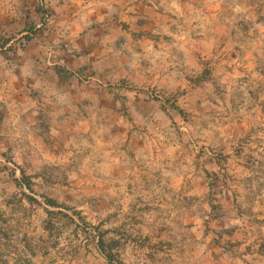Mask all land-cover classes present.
<instances>
[{"label":"crops","instance_id":"1","mask_svg":"<svg viewBox=\"0 0 264 264\" xmlns=\"http://www.w3.org/2000/svg\"><path fill=\"white\" fill-rule=\"evenodd\" d=\"M27 3L36 9L19 8L18 14L50 24L34 38L38 61L24 64L30 72L19 95L0 99V108L11 112L18 132L32 137L42 158L97 165L113 174L114 183H131V192L142 185L152 214L167 224L183 222L187 196H201L203 158L195 144L178 140L172 117L209 102L217 74L233 85L239 66L260 70L250 36L242 45L246 57L235 58L232 29L222 45L214 23L234 22L235 4L243 6L241 19L264 22V0ZM14 4L26 2L0 0V7L9 6L1 16L10 15ZM259 81L246 80L249 99L258 102L253 86ZM174 95L180 107L170 100Z\"/></svg>","mask_w":264,"mask_h":264},{"label":"rangeland","instance_id":"2","mask_svg":"<svg viewBox=\"0 0 264 264\" xmlns=\"http://www.w3.org/2000/svg\"><path fill=\"white\" fill-rule=\"evenodd\" d=\"M27 1L35 2L0 14V99L19 95L30 72L24 64L38 61L34 38L50 24L18 14L36 9ZM243 10L235 4L234 22L214 23L216 40L225 44L232 29L235 58H245L250 36L260 70L239 66L233 85L219 70L211 100L172 117L178 140L195 144L203 158L201 196H187L183 222L152 214L142 185L131 192V183H114L97 165L42 158L0 108V264H264V22L241 19ZM257 77L259 102L246 93V80ZM176 96L170 100L180 107Z\"/></svg>","mask_w":264,"mask_h":264},{"label":"trees","instance_id":"3","mask_svg":"<svg viewBox=\"0 0 264 264\" xmlns=\"http://www.w3.org/2000/svg\"><path fill=\"white\" fill-rule=\"evenodd\" d=\"M46 203H47L48 205H51V206H57V205H58V203H57L56 201H53V200H51V199H47ZM99 246H103V242H102V241L99 242Z\"/></svg>","mask_w":264,"mask_h":264}]
</instances>
